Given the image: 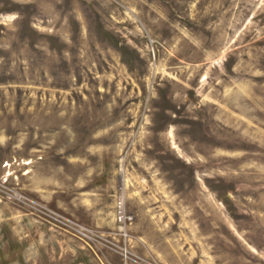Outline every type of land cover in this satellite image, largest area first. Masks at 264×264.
I'll return each instance as SVG.
<instances>
[{
    "label": "rangeland",
    "instance_id": "1",
    "mask_svg": "<svg viewBox=\"0 0 264 264\" xmlns=\"http://www.w3.org/2000/svg\"><path fill=\"white\" fill-rule=\"evenodd\" d=\"M0 264H264V0H0Z\"/></svg>",
    "mask_w": 264,
    "mask_h": 264
},
{
    "label": "built area",
    "instance_id": "2",
    "mask_svg": "<svg viewBox=\"0 0 264 264\" xmlns=\"http://www.w3.org/2000/svg\"><path fill=\"white\" fill-rule=\"evenodd\" d=\"M16 199H18V200H20V201H24V203L25 204H27L28 206H30V199H27V198H23L22 196H16ZM30 207H36L37 209H39V210H41V208L39 207V206H36V205H33V206H30ZM42 212H44V211H42ZM45 215H48V216H50L51 214H49V213H47V212H45ZM62 221V220H61ZM65 225H67V224H69V223H67L68 221L67 220H63L62 221ZM67 223V224H66ZM68 226V225H67ZM76 230H77V232L80 234V235H82V236H87V237H89V238H91V236H89L88 234H86V229L85 228H83V227H81L80 229H78V228H75ZM121 254H122V252H120ZM122 256H123V258L126 260V255L124 254H122Z\"/></svg>",
    "mask_w": 264,
    "mask_h": 264
}]
</instances>
